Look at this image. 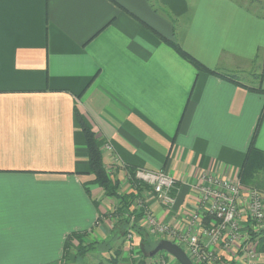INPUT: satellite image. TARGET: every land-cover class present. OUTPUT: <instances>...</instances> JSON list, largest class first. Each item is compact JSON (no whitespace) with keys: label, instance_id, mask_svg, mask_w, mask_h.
I'll list each match as a JSON object with an SVG mask.
<instances>
[{"label":"crops","instance_id":"0c3cea01","mask_svg":"<svg viewBox=\"0 0 264 264\" xmlns=\"http://www.w3.org/2000/svg\"><path fill=\"white\" fill-rule=\"evenodd\" d=\"M250 10L236 0H0V264H77L81 235L101 252L94 264H151L138 233L116 237V259L98 249L118 232L120 202L89 174L75 109L126 193L136 169L178 180L170 209L151 190L141 197L159 222L189 231L195 184L203 174L235 182L260 119L264 150V92L251 90L264 91V66L258 86H239L157 33L230 75L238 60L264 59V16ZM239 225L264 264V222L252 231L245 197ZM216 252L223 264L245 258Z\"/></svg>","mask_w":264,"mask_h":264},{"label":"built area","instance_id":"2783aa9c","mask_svg":"<svg viewBox=\"0 0 264 264\" xmlns=\"http://www.w3.org/2000/svg\"><path fill=\"white\" fill-rule=\"evenodd\" d=\"M111 149L109 145L106 146ZM122 168L123 165H121ZM136 185L145 188L131 208L132 224L136 215L142 214L141 226L156 241L170 240L185 250L193 264H213L219 257L217 250L243 251L245 258L240 264H255L257 244L243 234L239 225L240 205L245 197L247 203V220L250 228L255 230L264 222V195L257 190L244 187L238 180L231 182L210 174H203L194 186L199 194V203L188 219L189 231L185 234L176 228H170L159 222L150 207L144 201L146 190H151L156 201L164 208L170 209L176 204L175 190L178 180L166 171L136 169L133 177ZM135 232L129 230L127 240L132 242ZM252 247H249L251 246ZM151 264H166L152 258ZM67 262L63 261L62 264Z\"/></svg>","mask_w":264,"mask_h":264},{"label":"trees","instance_id":"16d2710c","mask_svg":"<svg viewBox=\"0 0 264 264\" xmlns=\"http://www.w3.org/2000/svg\"><path fill=\"white\" fill-rule=\"evenodd\" d=\"M157 34L168 46L174 49L183 59L188 61L197 70L206 72L211 75H216L236 85L244 86L236 76L218 73L217 71L208 68L199 60H197L194 56L184 50L177 41L164 37L159 33ZM251 90L257 92H264L261 89ZM75 113L78 119V123L85 137L86 148L88 152V162L90 166L89 174L95 177V184H97L104 190V193L107 197L117 199L120 202V208L117 212L120 216V219L117 224H119L118 231L121 230L122 235L119 237L124 238L125 241L127 239L129 230H134V232L138 233L142 238L140 251L143 253L144 258L149 257L150 252L154 250L159 241H155L147 234V232L144 233L143 229L138 226V222L132 224L131 221V217L133 216L131 208L136 202V200L139 198V195L142 193L144 188H141L139 187V185H136V192H131L128 194L120 192V182L118 180L114 182V178H111L110 175L107 173L102 151L98 146L95 133L85 122L79 110L75 109ZM260 123L261 119L258 123V126L256 127L254 136L252 137L243 165L239 170L238 180L244 187L252 190H257L264 195V150H261L256 146V136ZM133 173L134 171L131 172L132 177ZM131 182L134 183L133 180H131ZM141 217L142 214L136 215V218L138 219H140ZM150 245H153V247H151L149 250H146V248L150 247ZM121 247L122 244L118 248L117 253H120ZM117 261L118 260H115L114 263H116Z\"/></svg>","mask_w":264,"mask_h":264},{"label":"rangeland","instance_id":"374dc122","mask_svg":"<svg viewBox=\"0 0 264 264\" xmlns=\"http://www.w3.org/2000/svg\"><path fill=\"white\" fill-rule=\"evenodd\" d=\"M240 3H246L251 8L250 12L253 13L256 16H264V0H236ZM260 53L264 55V48L260 49ZM262 55L259 57L254 58L251 61H245V60H238L237 63V70L232 71L230 75L236 76L240 81H244L245 83L249 85L258 86L262 80L261 71L263 68V61ZM107 173L110 175L111 178L113 176L109 173L107 170ZM117 179H113L115 182ZM145 189V188H144ZM127 191V190H126ZM124 189H122L120 185V192L126 193ZM128 194V192H127ZM143 229V227H141ZM134 231V230H133ZM121 236V230H119L114 237H110V239L107 242H104L105 244L98 248L99 250H102L104 252H112V254H109V258L116 259V253L118 252V248L121 246L111 247L113 242L116 240L117 236ZM82 236V235H81ZM81 236H75V239L78 240V246L75 247V250L70 249L72 252L76 253L78 256L77 264H94L95 259H101L104 262V259L101 256V252L98 250H95L94 247L96 243H89V244H82L80 237ZM156 241V240H155ZM71 246V245H70ZM72 247V246H71ZM153 245H150V247L146 248V250H149ZM151 258V257H150ZM154 261L163 262L165 261L166 264H179L178 261L169 255L166 252H160L155 257H152ZM67 264V263H66ZM213 264H223L220 257L215 258V262ZM224 264H232V262H225Z\"/></svg>","mask_w":264,"mask_h":264},{"label":"water","instance_id":"95a60500","mask_svg":"<svg viewBox=\"0 0 264 264\" xmlns=\"http://www.w3.org/2000/svg\"><path fill=\"white\" fill-rule=\"evenodd\" d=\"M160 252L168 253L174 257L179 264H193L185 250L170 240H162L158 242L154 250L150 252L149 257H155Z\"/></svg>","mask_w":264,"mask_h":264}]
</instances>
